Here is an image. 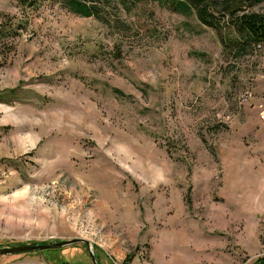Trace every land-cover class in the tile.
Listing matches in <instances>:
<instances>
[{
  "label": "rangeland",
  "instance_id": "374dc122",
  "mask_svg": "<svg viewBox=\"0 0 264 264\" xmlns=\"http://www.w3.org/2000/svg\"><path fill=\"white\" fill-rule=\"evenodd\" d=\"M0 0V247L98 264L264 257V42L227 50L166 0ZM264 6L258 7V9ZM92 264L84 243L0 264Z\"/></svg>",
  "mask_w": 264,
  "mask_h": 264
},
{
  "label": "trees",
  "instance_id": "16d2710c",
  "mask_svg": "<svg viewBox=\"0 0 264 264\" xmlns=\"http://www.w3.org/2000/svg\"><path fill=\"white\" fill-rule=\"evenodd\" d=\"M22 4L33 0H18ZM141 1V0H136ZM167 6L183 15H194L198 22L214 30L227 50L241 55L247 46L264 42V0H166ZM64 7L80 16L93 15L88 0H62ZM10 26L0 23V37ZM1 39V38H0ZM35 241L28 244H33ZM40 251V250H37ZM64 264V263H63ZM253 264H264L258 257Z\"/></svg>",
  "mask_w": 264,
  "mask_h": 264
},
{
  "label": "water",
  "instance_id": "95a60500",
  "mask_svg": "<svg viewBox=\"0 0 264 264\" xmlns=\"http://www.w3.org/2000/svg\"><path fill=\"white\" fill-rule=\"evenodd\" d=\"M73 243H84L88 250V254L92 261V264H98L96 257L94 255V252L91 249L90 243L86 239H83L80 237L57 241V242L20 244V245L11 246V247H0V255H11V254L22 253V252L60 248V247H64V246H67Z\"/></svg>",
  "mask_w": 264,
  "mask_h": 264
},
{
  "label": "built area",
  "instance_id": "2783aa9c",
  "mask_svg": "<svg viewBox=\"0 0 264 264\" xmlns=\"http://www.w3.org/2000/svg\"><path fill=\"white\" fill-rule=\"evenodd\" d=\"M260 118L264 120V108L260 111Z\"/></svg>",
  "mask_w": 264,
  "mask_h": 264
}]
</instances>
